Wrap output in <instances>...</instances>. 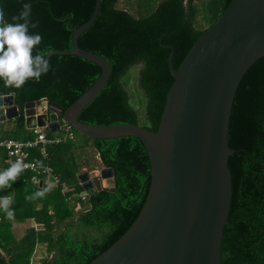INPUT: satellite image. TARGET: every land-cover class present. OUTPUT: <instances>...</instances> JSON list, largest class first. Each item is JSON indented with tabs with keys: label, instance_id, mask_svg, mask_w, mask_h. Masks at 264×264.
Listing matches in <instances>:
<instances>
[{
	"label": "trees",
	"instance_id": "trees-1",
	"mask_svg": "<svg viewBox=\"0 0 264 264\" xmlns=\"http://www.w3.org/2000/svg\"><path fill=\"white\" fill-rule=\"evenodd\" d=\"M232 0H101L92 26L79 37L81 48L104 56L111 74L101 92L79 114V120L95 125L130 123L158 131L175 69L195 42L220 19ZM23 3H31L33 34H40L38 51L72 48V28L92 16L96 0H0L5 19L17 15ZM51 70L39 82L21 89L5 87L13 94L22 114L12 130L0 122V141L34 138L23 114L27 102L46 99L62 114L86 92L102 73L95 62L74 54H54ZM139 65L137 92L128 76ZM139 98H135V95ZM75 138L47 148L48 160L59 182L46 198L25 199L54 179L42 175L43 185L32 182L25 171L0 196L11 195L15 220L0 210V264H89L118 241L140 216L150 189L151 163L143 142L136 136L92 138L74 128ZM60 135L61 131H59ZM58 134V135H59ZM48 136L56 132L47 130ZM229 146L234 154L228 167L233 198L225 226L222 264H264V57L255 61L243 77L233 104ZM33 152V156L38 152ZM40 161L43 158L39 156ZM8 150L0 145V171L7 168ZM110 167L114 188L86 190L79 174ZM32 220L21 236L14 226Z\"/></svg>",
	"mask_w": 264,
	"mask_h": 264
},
{
	"label": "water",
	"instance_id": "water-1",
	"mask_svg": "<svg viewBox=\"0 0 264 264\" xmlns=\"http://www.w3.org/2000/svg\"><path fill=\"white\" fill-rule=\"evenodd\" d=\"M72 28V48L52 51L74 54L102 68L95 83L65 112L29 101L23 114L28 129L60 130L61 120L94 139L136 136L151 163V184L145 206L134 225L89 264H222L221 251L233 198L229 171V124L238 87L248 69L264 57V0H232L218 22L202 35L175 69L158 131L130 123L95 125L79 114L101 92L111 74L110 62L85 50L79 37L95 22ZM22 111L13 94H0V122L12 130ZM98 173V174H96ZM114 171L104 167L79 174L86 190H115ZM109 178V186L103 179ZM43 180L40 186L43 185Z\"/></svg>",
	"mask_w": 264,
	"mask_h": 264
},
{
	"label": "clouds",
	"instance_id": "clouds-1",
	"mask_svg": "<svg viewBox=\"0 0 264 264\" xmlns=\"http://www.w3.org/2000/svg\"><path fill=\"white\" fill-rule=\"evenodd\" d=\"M5 11L0 7V80L5 87L21 89L28 81L39 82L43 75L51 70L50 60L45 51H38L42 36L33 34L30 28L35 29L38 24L31 20V3H23L17 15H13L8 22ZM36 166L44 168L42 161L35 162ZM27 165L22 157L12 162L7 168L0 171V191L11 188L26 171ZM56 184L48 182L25 199L29 202L41 200L54 191ZM14 199L11 195L0 196V210L5 213L9 221L15 220V210L12 208Z\"/></svg>",
	"mask_w": 264,
	"mask_h": 264
},
{
	"label": "built area",
	"instance_id": "built-area-1",
	"mask_svg": "<svg viewBox=\"0 0 264 264\" xmlns=\"http://www.w3.org/2000/svg\"><path fill=\"white\" fill-rule=\"evenodd\" d=\"M34 133V138L29 140H17L9 139L0 141L1 146H5L8 150V161L10 163L14 162L17 157H22L25 164L27 165L26 171L32 173V182L36 185H39L42 175H45L51 180L54 179V183L59 182V178L56 177L53 166L47 163L45 160H48L47 148L50 145L59 144L66 142L70 139L75 138L74 128L66 121L61 120L60 131L63 132L61 135L48 136L47 127H35L31 129ZM38 152L39 156L43 158L44 168L36 166L35 162L40 161L39 156H33V152ZM45 159V160H44ZM44 181V180H43Z\"/></svg>",
	"mask_w": 264,
	"mask_h": 264
},
{
	"label": "rangeland",
	"instance_id": "rangeland-1",
	"mask_svg": "<svg viewBox=\"0 0 264 264\" xmlns=\"http://www.w3.org/2000/svg\"><path fill=\"white\" fill-rule=\"evenodd\" d=\"M140 66L137 65L135 66L134 68L131 69V72L128 76V84H129V87L131 88V91L132 93L133 92H137V86H138V83H137V78H138V70H139ZM135 98H139V96L136 94L135 95ZM44 106H48L47 105V102L44 103ZM60 132L57 131L56 134H59ZM98 170V169H97ZM90 172H93V171H90ZM98 174V173H96ZM108 181V180H107ZM106 182V179L105 181ZM106 186H109V182H106ZM34 223L33 221L30 219V220H27L24 224H16L14 226V234L15 236H21L24 232V230L28 227V226H32Z\"/></svg>",
	"mask_w": 264,
	"mask_h": 264
},
{
	"label": "crops",
	"instance_id": "crops-1",
	"mask_svg": "<svg viewBox=\"0 0 264 264\" xmlns=\"http://www.w3.org/2000/svg\"><path fill=\"white\" fill-rule=\"evenodd\" d=\"M44 103H45V102H44ZM47 105H48V104H47ZM48 106H49V105H48ZM48 106H45V107H48ZM24 116H25V115H24ZM30 130H31V129H30ZM59 131H60V130H59ZM56 132H57V131H56ZM56 135H58V134H56ZM54 136H55V135H54ZM95 171H96V170H95ZM105 179H106V182H109V180H110L109 178H104V179H103V184H104V185H106V182H104ZM107 180H108V181H107Z\"/></svg>",
	"mask_w": 264,
	"mask_h": 264
}]
</instances>
